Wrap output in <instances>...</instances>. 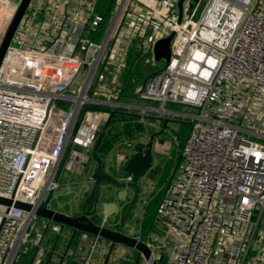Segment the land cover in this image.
Masks as SVG:
<instances>
[{"label":"built area","instance_id":"built-area-1","mask_svg":"<svg viewBox=\"0 0 264 264\" xmlns=\"http://www.w3.org/2000/svg\"><path fill=\"white\" fill-rule=\"evenodd\" d=\"M203 1L184 0L177 21V0H31L0 61V197L50 207L59 167L90 161L110 114L91 105L125 109L153 131L172 119L189 129L142 239L150 254L126 248L120 264H264V0H207L199 12ZM20 2L0 0V42ZM169 34L168 63L138 88L139 102L118 101L130 50L140 59ZM91 206L98 225L122 224ZM33 218L0 203V264L28 245L29 264H103L101 237L71 238L47 220L30 235ZM47 232L67 236V246H48Z\"/></svg>","mask_w":264,"mask_h":264},{"label":"water","instance_id":"water-1","mask_svg":"<svg viewBox=\"0 0 264 264\" xmlns=\"http://www.w3.org/2000/svg\"><path fill=\"white\" fill-rule=\"evenodd\" d=\"M30 1L31 0H21L13 17L11 18L7 26L5 33L2 37V40L0 42V61ZM183 1L184 0H177L176 2L177 21H180L181 16H182ZM171 37H172V34L159 38L153 43V46H152L153 59L156 61L162 59L164 61V65L168 63V60L170 57ZM148 77L149 76H146L144 78L141 87L144 85ZM110 118H111V112L92 148V156L94 157L96 161V167L90 175L92 184H91L89 194L86 197L85 203L87 204L94 203V200L99 192L100 183L103 180H106L115 186L132 187L134 192L129 202L128 208L124 214V218H125L129 210L131 209L132 205L134 204L135 199L139 193L140 186H141L140 180L147 174L148 170L154 164V156H153L154 137L162 135L164 129L167 126V119L163 120L162 126L160 130L158 131H153L152 126L150 124L146 126L147 131L149 133L147 140L137 141L134 144L133 152L131 156H129L125 160L122 166L123 171L125 172V174L131 177V180L129 182H119L113 175L102 170L101 160L98 158L96 154L97 146L102 138L104 130L106 129L109 123ZM160 141L162 142L163 139L160 138ZM0 203L5 204L7 206L13 205L14 207L23 209L28 212H34L35 215L40 216L46 219L47 221L56 222V223L61 224L62 226H66L72 230L71 238L77 231L86 232L88 234L97 235L101 237L102 239L106 240L109 243V247L107 249L103 264L107 263L109 255L115 245L125 246L126 248L132 249L136 251L137 256L142 255L145 258H148L150 254V249L144 240H142L139 237H135V236H132L128 233L121 231L122 224L118 227L117 230H113L105 226H100L96 222H94L93 219L89 217V211L87 209H83L82 212L79 214H69V213L60 211L58 209L48 207L46 205L37 206L34 208L29 204H26L20 201H13L12 199H7L4 197H0ZM137 260L138 259H136V261ZM151 264H157V263L153 261L151 262Z\"/></svg>","mask_w":264,"mask_h":264},{"label":"rangeland","instance_id":"rangeland-1","mask_svg":"<svg viewBox=\"0 0 264 264\" xmlns=\"http://www.w3.org/2000/svg\"><path fill=\"white\" fill-rule=\"evenodd\" d=\"M108 1L110 0H100V4H107ZM206 1L207 0H204L199 5V12L203 9ZM173 42H175V40H173ZM163 65L164 61L162 59L156 61L153 59L152 54L148 53L138 60V63L132 69V73L124 83L119 77L117 78L115 83L117 84V86L125 87L124 96L127 99L138 103L139 100L138 98H136V92L142 85L144 78L146 76H149L156 69L161 68ZM175 108L179 111H195V109L184 107L181 105H176ZM167 121V132H163L161 136L154 137V146L158 145L156 148H154V164L148 170L147 174L142 178L140 190L134 204L124 218V214L133 196V193H131L123 203L119 215L116 216L120 217L122 225L126 228V230H129L128 232L130 235L139 237L141 239L145 238L150 230L153 231L151 227V218H153V216L155 215L159 206L160 199L164 195L167 183L175 171L174 166L179 159L178 150L182 141L184 140L186 132V130L183 129V126L186 127V125H182V123L172 119ZM170 129H172V131ZM160 138L163 139L162 142L160 141ZM157 140L160 141L159 144H157ZM65 153L66 151L64 152V155ZM119 192L122 193L121 190ZM119 192H117L116 195L120 198L121 194ZM56 201L57 200L52 196L50 199V204L56 205ZM107 206L116 208V203L106 204V206L103 207L101 211L104 212ZM45 223L46 219L35 215V218L32 219V223L29 226L30 235H32L35 231H41ZM65 231L66 228L64 229V232ZM46 235L48 236L46 242L47 245L52 247L54 242H56L55 247L57 249L60 244V239L63 238L62 235L57 236L56 234H53L51 232H47ZM101 243L104 246L107 244V241L103 239ZM27 249L28 251L26 253L23 252V248L19 249V252H17L16 258L14 260V264H29L32 255V248L30 245H28ZM126 252L127 249L125 246L115 245L109 255V258H111L113 255L115 260H113L109 264H120V254ZM131 256H136L134 250L131 251ZM141 261L142 260L140 257L137 264H141ZM160 264H164V260L160 261Z\"/></svg>","mask_w":264,"mask_h":264},{"label":"crops","instance_id":"crops-1","mask_svg":"<svg viewBox=\"0 0 264 264\" xmlns=\"http://www.w3.org/2000/svg\"><path fill=\"white\" fill-rule=\"evenodd\" d=\"M118 101L122 103H135L132 100L127 99L125 96L120 95V93H118ZM145 104L152 105V103L150 102H146ZM182 125H186V127L183 126V129L186 130L185 132V135H186L189 129V125L187 123H182ZM170 130L172 131V129ZM145 131H146V134L143 135L142 137H139L140 139L144 138L147 140L149 133L146 128H145ZM126 139L128 138L125 137V135H123L121 140L114 145L111 151H109V153H107L101 159L102 170L113 175L114 177H117L125 160L129 156H131L133 152L132 148H127L124 146V140ZM156 142L157 144L160 143L159 140H157ZM157 146L158 145H155L153 147V152L155 151L154 148H156ZM153 156H154V153H153ZM95 167H96L95 159H94V162H90L88 166H75L72 170L64 168V165L61 164V166L58 169V173H57V180L59 182V188L52 195L57 200L56 205L50 204L51 198L49 199L48 205L51 208L58 209L60 211H63L69 214H79L82 212L83 209L87 208V205H92V204L85 203V200L89 194L91 184H92L90 175L94 171ZM141 181L142 179L140 180V184H141ZM120 190L122 191V193L119 192ZM117 192L121 194L120 198L116 195ZM133 192L134 190L132 187L115 186L111 184L110 182L103 180L100 183L98 195L96 196L94 203H93V206L96 210V214L98 216L107 214L111 218L116 217L117 215H119V212L121 211V207L123 203L125 202L126 198ZM112 203L113 204L116 203V208L107 206L104 212L101 211V209H103V207H105L106 204H112ZM70 232L71 230H69V233ZM67 241H68L67 236H64L63 238H61L60 244L57 247V249L63 250L67 246ZM105 255H103L102 262H104Z\"/></svg>","mask_w":264,"mask_h":264},{"label":"trees","instance_id":"trees-1","mask_svg":"<svg viewBox=\"0 0 264 264\" xmlns=\"http://www.w3.org/2000/svg\"><path fill=\"white\" fill-rule=\"evenodd\" d=\"M138 58L139 57L137 52H135V50H130L125 61V67L119 75V78L122 80L123 83L124 80H126L132 73L133 67L136 66V64L138 63ZM124 88L125 87L123 86H119V92L122 96H124ZM91 107L96 108L98 110L107 111L108 113L111 112V118L109 120V123L106 129L104 130L102 138L96 149V154L100 160L103 158V156L109 153V151H111L114 145L121 140L123 135H125V137H127L129 140L137 141L139 137H142L146 134L144 124L139 121V117L130 112H127V110L125 109H112L111 107L105 105H91ZM99 134L100 132L97 133V138ZM90 162H94V157L92 156V154H90V161L85 166H88ZM178 165L179 159L174 167H177ZM120 172L125 174L122 168L120 169ZM92 208L93 206H91V209ZM92 219L93 221L96 220L95 215L92 216ZM151 222V227L154 230V217L151 218ZM73 245L74 240L70 242V246Z\"/></svg>","mask_w":264,"mask_h":264}]
</instances>
